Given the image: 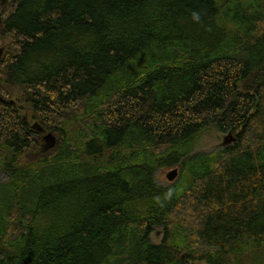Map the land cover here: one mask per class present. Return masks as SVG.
<instances>
[{"label":"trees","instance_id":"trees-1","mask_svg":"<svg viewBox=\"0 0 264 264\" xmlns=\"http://www.w3.org/2000/svg\"><path fill=\"white\" fill-rule=\"evenodd\" d=\"M0 10V264H264V0Z\"/></svg>","mask_w":264,"mask_h":264},{"label":"rangeland","instance_id":"rangeland-1","mask_svg":"<svg viewBox=\"0 0 264 264\" xmlns=\"http://www.w3.org/2000/svg\"><path fill=\"white\" fill-rule=\"evenodd\" d=\"M3 29H0V39H3ZM3 36V37H2ZM0 47H2L0 45ZM12 99H10L9 101H11ZM211 131L207 132L206 135H204V137L202 138V140L200 141L199 147L197 148L196 152L197 153H204V152H211V151H215V150H219L223 148V143L225 141V138H227L229 136V134H223V135H219L216 134V131L212 129H210ZM41 135H44V133H40ZM39 134V139L41 141L42 146L46 147V142L43 140L44 136L40 137ZM56 141V140H55ZM57 143V142H54ZM235 142H231L228 146L233 145ZM44 147V148H45ZM56 148V146L54 147H50V149L47 151V153L53 152V150ZM170 172L169 170H166L160 174H158L157 176V180L160 184L163 185H167L168 181L166 179V175L167 173ZM7 175L3 172V170L0 169V181H5L7 180ZM162 236L161 234V230H157L155 233V240L160 239Z\"/></svg>","mask_w":264,"mask_h":264},{"label":"water","instance_id":"water-1","mask_svg":"<svg viewBox=\"0 0 264 264\" xmlns=\"http://www.w3.org/2000/svg\"><path fill=\"white\" fill-rule=\"evenodd\" d=\"M6 0H3V3L5 2ZM2 53H3V49H0V58L2 56ZM10 104L16 109L18 110V104L16 103V101L12 100L10 101ZM32 129L38 133H44L43 129L41 128V126L38 124V123H35L33 126H32ZM44 136H46V140H49L52 138H54V135L52 133L50 134H45ZM231 142H235V138L233 137V135L230 133L229 136L227 138H225V141L223 143L224 146H228ZM53 146V145H51ZM178 170L175 169L171 172L168 173L167 175V179L171 182L175 181V179L178 177Z\"/></svg>","mask_w":264,"mask_h":264},{"label":"bare ground","instance_id":"bare-ground-1","mask_svg":"<svg viewBox=\"0 0 264 264\" xmlns=\"http://www.w3.org/2000/svg\"><path fill=\"white\" fill-rule=\"evenodd\" d=\"M8 0H6L5 2H7ZM2 2H3V0H2ZM2 23V11L0 10V24ZM0 49H3V53H2V56H1V58H0V60L2 59V57L4 56V53H5V47H0ZM50 133H52V132H50ZM50 133H45V134H50ZM44 134V135H45ZM53 134V133H52ZM43 135V136H44ZM54 135V134H53ZM46 138V136H44L43 137V140L46 142V147H45V151H48L49 149H50V147L52 148V147H54L55 145H56V143H54V142H57L58 140H57V138H56V136L54 135V138H52L51 137V139H49V140H46L45 139ZM56 140V141H55ZM51 145H53V146H51ZM225 147H227V146H224L223 145V148H225ZM175 169H177L178 170V172H179V168H172V169H170L169 171L171 172V171H173V170H175ZM169 173V172H168ZM168 173H167V175H168ZM167 175H166V179H167ZM178 176H179V174H178ZM178 178V177H177ZM177 178L175 179V181L177 180ZM167 181L169 182V183H174L175 181H173V182H171V181H169L168 179H167Z\"/></svg>","mask_w":264,"mask_h":264}]
</instances>
